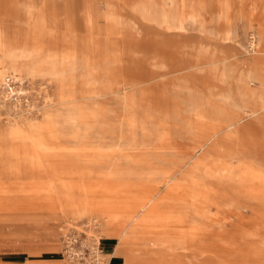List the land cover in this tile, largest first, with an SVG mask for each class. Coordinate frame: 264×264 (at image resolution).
<instances>
[{"label": "rangeland", "instance_id": "obj_1", "mask_svg": "<svg viewBox=\"0 0 264 264\" xmlns=\"http://www.w3.org/2000/svg\"><path fill=\"white\" fill-rule=\"evenodd\" d=\"M0 264H264V0H0Z\"/></svg>", "mask_w": 264, "mask_h": 264}, {"label": "bare ground", "instance_id": "obj_2", "mask_svg": "<svg viewBox=\"0 0 264 264\" xmlns=\"http://www.w3.org/2000/svg\"><path fill=\"white\" fill-rule=\"evenodd\" d=\"M24 8H27V7H24ZM23 51V50H22Z\"/></svg>", "mask_w": 264, "mask_h": 264}]
</instances>
